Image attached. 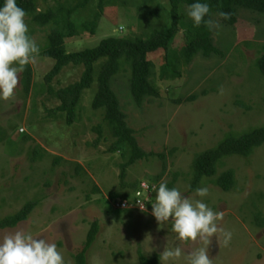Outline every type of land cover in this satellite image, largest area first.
<instances>
[{
	"label": "rangeland",
	"instance_id": "obj_1",
	"mask_svg": "<svg viewBox=\"0 0 264 264\" xmlns=\"http://www.w3.org/2000/svg\"><path fill=\"white\" fill-rule=\"evenodd\" d=\"M98 1L91 0L76 14L78 23L98 10ZM154 3L169 9L166 0ZM54 5L55 0L40 2L39 9L44 11ZM142 8L140 0H109L94 34L81 32L67 39V52L95 47L108 37L147 38L168 25L167 14L155 20L148 14L152 6ZM25 20L39 54L29 63L33 73L29 94L23 92L20 72L13 95L0 98V219L16 214L28 202L37 203L27 220L0 230V236L25 231L45 238L56 244L65 264H74V256L83 249L94 221L99 223V232L86 254L87 264H140L139 251L144 258L158 257V264H164L160 255L167 246L179 245L185 253L202 246L199 240H176L170 223L156 222L151 215L155 190L146 205L122 209L117 203L133 201L143 180L156 188L164 182L191 195L193 192L188 194V190L197 155L215 148L228 134L241 135L264 127V76L256 63L263 52L264 14L242 10L232 28L217 24L212 37L224 57L197 55L187 66L181 62L180 78H160L164 54H151L152 81L160 95L146 99L140 108L131 100L129 72L115 76L112 89L127 125L134 130L139 147L151 153L128 167L123 180L119 176L127 157L109 151L114 139L103 123L102 110L92 109L97 65L91 86L81 95L76 122L68 125L60 115L48 116L46 111L58 104L44 81L53 61L40 54L50 28ZM183 44L178 34L168 50L170 59L177 58ZM82 71V67L68 66L50 87L56 90L74 83ZM192 96L195 98L185 101ZM97 125L102 126L104 138L95 144ZM216 170L213 177H204L197 188H209L205 202L214 211L223 212L220 227L233 235L227 246L222 238H211L210 259L213 264H264V145L248 157L222 159ZM227 170L233 171L235 181L229 191H224L215 182ZM125 194L129 198L122 199ZM176 264H185L184 258Z\"/></svg>",
	"mask_w": 264,
	"mask_h": 264
},
{
	"label": "trees",
	"instance_id": "obj_2",
	"mask_svg": "<svg viewBox=\"0 0 264 264\" xmlns=\"http://www.w3.org/2000/svg\"><path fill=\"white\" fill-rule=\"evenodd\" d=\"M48 0H17L19 7L26 12V18L40 27H49L50 31L46 36V46L40 51L41 56L53 61V66L45 75L44 81L46 90L58 103L54 109L47 110L48 116H62L68 125L76 122L78 117V106L81 95L88 89L96 72L97 65V91L92 101L93 111L103 112V123L108 129L114 141L109 148L112 153H120L127 157V161L121 165L120 179L128 167L137 161L148 158L151 153L145 152L139 147L134 130L127 125L126 115L121 109L118 96L112 89V81L120 72H129V92L133 104L140 108L146 99L158 98L160 93L152 81L154 64L150 60L151 54L163 53L164 62L160 66V78H180L179 67L182 62L187 66L194 57L201 55L204 58L211 56L224 57L221 50L214 44L212 37L214 27L209 28L203 23L195 26L187 15L188 6L195 0H166L169 4L168 11L161 4L154 3V0H140L142 9L149 6L148 14L152 19H161L162 13L167 14L169 23L167 26L152 32L147 38L133 36L130 38L108 37L102 39L95 47L85 48L76 52H67L66 40L79 36L81 32L93 35L98 24L101 12L109 0H99L98 10L92 11L91 16L78 23L76 14L83 11L91 0H55L56 5L44 11L39 9L40 2ZM54 1V0H53ZM136 2V0H133ZM210 6V15L206 19L213 20L226 28H232L237 20L240 11L257 12L264 14V0H201ZM2 3V0H0ZM154 4V5H153ZM224 12L227 18H222L217 13ZM180 34L184 44L177 54V58H169L168 50L173 44L176 36ZM263 52L257 58V65L264 76V45ZM68 66L82 67L80 78L74 83L68 84L59 89L50 87V83L64 68ZM32 68L24 66L21 72V83L23 92L28 95L32 85ZM195 97L185 99L189 102ZM98 137L95 144L103 140L102 126L94 128ZM264 145V127L249 130L241 135L228 134L225 139L215 148L203 151L194 159L193 179L188 190L192 193L204 177H213L222 159L239 155L248 157L254 149ZM162 157L161 154H155ZM235 176L232 170H227L218 177L215 185L224 191H229L234 186ZM140 185V183H139ZM134 187L136 190L135 186ZM98 190V189H96ZM134 190V191H135ZM133 191V192H134ZM129 198L128 194L122 199ZM36 201L26 203L16 214L0 219V230L11 229L19 223L27 220L28 216L36 206ZM99 232V223L94 221L87 233L83 249L74 256V264H87L86 254L95 242ZM140 264H158V257L148 260L139 251Z\"/></svg>",
	"mask_w": 264,
	"mask_h": 264
},
{
	"label": "clouds",
	"instance_id": "obj_3",
	"mask_svg": "<svg viewBox=\"0 0 264 264\" xmlns=\"http://www.w3.org/2000/svg\"><path fill=\"white\" fill-rule=\"evenodd\" d=\"M187 15L195 26L202 23L218 27L211 19L207 2L195 0L188 6ZM227 18L224 12L217 13ZM26 12L17 0H2L0 3V98L11 97L19 84V73L24 66L35 60L39 54L38 45L28 35ZM209 188L201 186L191 195L184 194L177 187L161 182L155 189L151 215L159 225L171 224L175 239L180 242H201L200 247L185 253L179 245L167 246L160 257L164 264H176L184 258L185 264H213L208 246L211 238H222L227 246L232 239L230 230L220 227L223 212L214 211L206 202ZM144 210L143 206H139ZM0 264H65L55 243L29 232L15 231L0 236Z\"/></svg>",
	"mask_w": 264,
	"mask_h": 264
},
{
	"label": "built area",
	"instance_id": "obj_4",
	"mask_svg": "<svg viewBox=\"0 0 264 264\" xmlns=\"http://www.w3.org/2000/svg\"><path fill=\"white\" fill-rule=\"evenodd\" d=\"M156 189L154 184H150L148 181H141L138 189L135 192V196L133 201L130 202L131 206H138L140 203L148 204L151 200L152 192ZM119 204V208H127L130 207L128 201H122ZM141 210V209H140Z\"/></svg>",
	"mask_w": 264,
	"mask_h": 264
},
{
	"label": "bare ground",
	"instance_id": "obj_5",
	"mask_svg": "<svg viewBox=\"0 0 264 264\" xmlns=\"http://www.w3.org/2000/svg\"><path fill=\"white\" fill-rule=\"evenodd\" d=\"M122 201H127V200H122ZM128 203H129V205H130V201H129ZM130 207H131V205H130ZM130 207H129V208H130Z\"/></svg>",
	"mask_w": 264,
	"mask_h": 264
}]
</instances>
